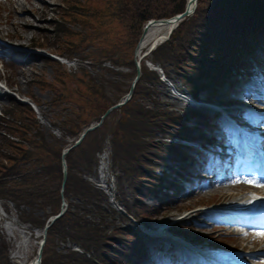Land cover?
Returning <instances> with one entry per match:
<instances>
[{
  "label": "trees",
  "instance_id": "16d2710c",
  "mask_svg": "<svg viewBox=\"0 0 264 264\" xmlns=\"http://www.w3.org/2000/svg\"><path fill=\"white\" fill-rule=\"evenodd\" d=\"M103 1V8L93 14L100 19L124 23L128 31L122 42L108 41L101 48H94L97 56L93 64L101 68L104 59L118 68L106 70L118 78L116 82L105 83L102 77L96 81L88 75L85 80L76 79L84 87L79 88L78 96L87 107L78 104L72 107L68 104L70 95L59 91L60 101L53 103L55 107L60 106L62 100L66 101L62 109L55 112L58 139L54 136L50 139L51 136L42 133L28 105L15 101L10 108L0 111V200L14 205L20 223L38 230L60 212L62 197L67 202L64 215L47 231L42 264H137L147 258L140 229L131 228L126 222H131V216L132 219L143 216L141 197L146 191L156 195L157 184L161 186L163 178L155 177L153 167L169 166L171 158H162L159 152L167 151L177 159L181 170V162L186 160V148L181 139L195 132L190 126L191 120L204 121L205 115L190 108L179 112L163 108L158 100L159 75L150 70L145 61L164 69L166 78L173 74L197 99L204 85L215 83L212 72L220 68L221 75H244L240 65L249 60L255 62L252 56L256 50H264V0H198L195 12L178 24L168 41L157 46L141 62V76L129 102L112 111L100 127L89 132L80 145L66 155L67 179L62 188V151L128 93L136 75L134 50L144 24L179 14L187 3V0ZM73 9L69 15L82 19L93 11L87 9L86 12L75 4ZM59 31L58 28V34ZM216 54H225L226 63L220 66L218 59L209 58ZM233 55L238 59L232 64L240 61L239 66H232ZM59 56L68 57L67 54ZM47 63L58 68V79L64 82L68 77L65 67L56 60L48 59ZM71 76L78 75L72 73ZM29 137L32 139L28 140ZM107 142L112 150L113 168L119 172L114 198L124 204V213L109 207L105 193L85 178L93 174L97 155ZM128 196L132 198L130 203ZM154 209L146 212L153 213ZM171 231L193 242L199 237L188 228H171ZM67 245L76 246L81 252ZM59 246H63L60 252L56 250ZM8 249L9 245L0 238V264H11Z\"/></svg>",
  "mask_w": 264,
  "mask_h": 264
},
{
  "label": "rangeland",
  "instance_id": "374dc122",
  "mask_svg": "<svg viewBox=\"0 0 264 264\" xmlns=\"http://www.w3.org/2000/svg\"><path fill=\"white\" fill-rule=\"evenodd\" d=\"M20 2L28 5L27 9H25L24 16L28 15L27 20L29 25H31L30 28H26L24 21L20 20V13L16 14L13 18L9 17L7 19L10 8L17 6ZM29 2H33V5H29ZM74 4L80 8L83 7L86 12H88L87 9L93 10L92 14H85L83 19L69 15L71 11L74 10ZM103 5V0H0V39L10 44L13 43L14 46H17L20 50L18 59L15 56H12L14 60H12L11 57L0 56L2 61L10 62H0V93L3 91L6 94L0 96V111L6 107L10 108L15 101L22 104L23 101L32 103L31 100H33L38 105L36 106L38 113L35 111L33 112L39 121L42 133H44L46 137L51 136L50 139H52L53 136L58 139L60 138V133L58 128L54 125V122L57 121V109H62L63 103L66 101L62 100L61 105L55 107L53 103H58L60 101V96L58 95L59 91L63 92V94L70 95L71 99L68 100V104L72 107L76 104L86 106L85 103H81L78 96L79 88L83 89L84 87L76 79L80 81L85 80V76L88 75L96 81L102 77L105 83L112 81L111 84H114L116 82L118 78L109 74L106 70L116 71L118 68L104 59L101 68L93 64V59L97 56L94 48H101V46L106 45L108 41L112 44L120 43L126 38L128 31L124 23L100 19L99 16L93 14V12L101 10ZM58 28L60 30L59 34ZM63 28L66 30L63 31ZM163 28H152L155 31L150 29L147 33L148 36L146 35L147 38L145 36L138 46L140 35L135 47L137 53H140L139 56L148 52L155 39L166 37L167 28H164L165 30H163ZM8 39H11V41ZM143 43L145 44L143 45ZM142 45L143 48H141ZM33 46L36 48H33ZM74 46H77V48ZM29 53H36V55H28ZM66 54L68 57L59 56ZM49 56L59 59L60 62H58L65 67L68 77L65 78L64 82H60L58 79V68L52 66V63H47L48 59L54 60ZM224 56L225 54H216L209 55V58L218 59L217 61L220 62L219 65L222 66L223 62L226 63ZM254 58L257 61L254 71L255 76L248 77L243 82L233 83L232 78L234 75L232 77H230L229 74L221 75L222 71H220V68L212 72L215 83H208L202 87V92L197 95L199 101L196 103H198V105L180 99L178 95L186 96V88L173 74H171V77L167 78L165 83H161L160 86H157L160 92L158 97L160 105L163 108H172L177 112L188 108H197L201 109L203 112H211L214 109L202 106L204 104L206 105V101L208 100L210 106H214L215 108L223 105H230L231 107L233 106L230 110L235 113L238 111L237 108L246 109L253 114L260 113L264 111V53L258 51ZM230 59L232 64L238 57L233 55ZM21 61L24 62L21 63ZM143 61L144 60H142V63ZM245 63L241 64V62L238 61L236 64H232V66H239L241 64L240 67L244 70L247 66L244 65ZM155 68L161 69L158 66H155ZM163 70L161 69V71ZM72 73H76L78 76L72 77ZM51 85L54 88L51 87ZM123 89L125 90V87ZM119 95H122V92H120ZM125 96L126 94L124 97ZM198 123L191 120L190 126L193 127L195 132L197 129H200L199 133L208 137L209 134H207L208 132L206 133V131H208V127H210L212 123L210 122L206 125ZM219 129V126H217L216 130ZM31 139V137L28 138V140ZM159 154L162 155V158H171V160H169V165L174 166L169 167L171 170H168V172L170 174H172L173 171L175 172L178 168L179 161L173 156H170L167 151L161 150ZM4 162L6 163V161ZM98 163V171L95 172L94 169L92 175H86V180L108 196L109 207L118 212H126L124 204L117 198H114L117 175L119 172L113 168L112 156L108 149H105L98 156ZM189 164L190 163H188V165ZM166 167L168 166L164 164L155 165L153 167L155 177L162 176L163 182L164 178L166 181L169 179L166 178ZM236 170L237 168L234 169V171ZM184 171V173H182V171L180 172L181 175H184L179 177H184L183 179H186L185 174L189 173L190 170L186 168ZM197 175L199 176V172ZM101 176L105 183L100 182L99 178ZM176 179L178 183H180L181 179L178 177ZM220 183L222 185L219 192H216L218 186L214 185L213 188L198 189L194 194L188 196H184V193H178L177 191L172 192L171 188L166 186L165 183L163 186L166 187V191H162V193H166L165 196L162 194L152 195L150 191H146L145 195L141 197L142 206H140V210L143 216H138V218L135 217L133 220L142 223V227L151 231H155L154 229L160 226L162 227V230H160L161 235L159 236L152 237L145 232L144 234H139L140 236H144L141 240L148 248L152 245H161L162 251L148 252L150 259L138 262L137 264H171L169 260L173 252H176L180 256L184 255V258L188 259L190 262H194L197 259V256L188 250V248L181 246L171 239L168 234V226H170V224L173 229L188 228L190 232L194 231V233H198L201 237L194 239H197L196 242L200 241V248H211L212 246L209 245H213V247L217 246L219 249L226 252V254L223 255L225 259H229L230 256L243 254V251L245 252L246 250L242 251L241 249L246 247L247 253H256L258 249L255 246L264 244V239L258 240L256 245L252 243L248 244L250 238L257 234L256 232L254 234L248 232V235L245 237L237 238L235 237L237 234L236 232L230 234V232L218 228L223 224L222 220L221 223L219 220L217 222V218H211V213L204 215L202 212V209H205L204 207H196L198 204H210L214 202L221 204L233 203L231 199H221V197L222 194L225 193L231 194L230 189H232L234 185L228 182L220 181ZM122 185H124L123 187L125 189L127 188L125 181L122 182ZM157 185L158 187L156 190L161 187L159 184ZM157 193L160 192L158 191ZM162 197H166V199H158ZM127 200L128 203L132 202L131 196H128ZM153 208H155L153 213L146 212ZM0 212L3 215L0 219V238L9 245V261L11 264H21L23 262V264H29L36 258V243L39 241L37 233H39V231L34 232L36 229L32 228L30 225L20 223L18 219V210H16L11 202H6L4 204V202L0 200ZM34 215L36 216L37 214ZM210 218L211 220H209ZM6 220H12L15 226L23 230L29 236V238H27L29 241L27 248L25 250L22 249L20 252L24 256L23 262L18 259L20 253H17V244L20 240L25 238H22V233H19L18 238L12 240L4 226V221ZM126 224L131 228H136L132 222H126ZM225 227L228 228L227 226ZM234 229L241 234L244 232L239 226ZM62 249L63 246H59L56 250L60 252ZM165 250H168V252ZM256 258L261 259L262 257L257 255Z\"/></svg>",
  "mask_w": 264,
  "mask_h": 264
},
{
  "label": "bare ground",
  "instance_id": "6f19581e",
  "mask_svg": "<svg viewBox=\"0 0 264 264\" xmlns=\"http://www.w3.org/2000/svg\"><path fill=\"white\" fill-rule=\"evenodd\" d=\"M37 1H41V0H37ZM28 4L29 5H33V2H29ZM27 7H28L27 4H23L21 2L18 3L17 6L11 7L10 8V12L7 15V19L9 17L13 18V17H15L16 14L20 13V15H19L20 20L24 21V24H25L26 28H30L31 25H29L28 20H27V16L28 15L24 16V12H25V9H27ZM164 28H167V26L165 25ZM164 28H163V30H165ZM152 30L155 31L154 29H152ZM147 36H146V38H147ZM144 44L145 43H143V45ZM143 45L141 46V48H143ZM17 52H19V50ZM30 54L36 55V53H29L28 55H30ZM17 57H19V55ZM22 62H24V61H21V63ZM4 95H6V94L3 91H1L0 96H4ZM186 97L189 98V96L187 94H186ZM238 111H240L242 113V115L244 117H247L248 119H252V117H254V114H250L246 110H238ZM37 113H38V110H37ZM257 129L260 130L262 133H264V129L262 128V126H258ZM244 135H245V133L241 131L238 135H236L235 141L239 142V138L241 137L243 139ZM97 171H98V169H97ZM99 180H100L101 183H105L102 176L99 178ZM165 181L166 180L164 178V182L162 181V185H161L160 189L158 190L160 193H157V194H162V195L165 196V193L164 194L162 193V189L164 188L163 184L164 183L166 184ZM221 182H228L229 184L234 185L232 187V189H230L231 194L225 193V194H222V197H221V199H227V198L231 199V201L233 202L231 204H247V205H249L251 203H256V202H261V201L264 203V181L260 180L259 181V185H257L256 183L247 184L240 178V176H237V174H235V175H232V176L226 178L225 180H221ZM221 185L222 184L220 182H217L215 184V186H218L217 189H216V192H219ZM208 187H210V186H208ZM202 212L204 213V215L209 214L208 211H202ZM201 215H203V214H201ZM2 216L3 215L0 212V219L2 218ZM220 219L222 220L223 224L220 225L218 228H221L222 230H226V231L230 232V234H233L234 232H236L237 234H236L235 237H237V238H239V237L243 238L246 235H248V232H251V230H245L242 234L240 232H237L234 228L239 226V224L234 222L233 219L229 216L228 213L222 214ZM4 223H5L4 226L7 229V233L11 237L12 240L14 238H18L19 233H22L21 237L25 238L23 240H20V242L17 244V247H18V252L17 253H20L22 251V249L25 250L27 248V246H28L27 244L29 242L27 240V238H29L28 234H26L23 230H21L20 228L15 226V224H13L12 220H9V221L6 220V221H4ZM225 226H227L228 228H226ZM239 227H241V226H239ZM161 228H162L161 226L158 227L157 229L155 228L154 229L155 231H153V233H156L158 229L161 230ZM255 232L257 234H255L254 236H252L250 238V242L248 244L252 243V244L256 245V242L258 240H263L264 239V231L256 230ZM40 235H41V232L37 233L38 239L41 238ZM143 237L144 236H141L142 239H143ZM36 247H38L37 244H36ZM255 247H257L259 252L264 251V244L260 245V246L256 245ZM211 248H216V246H214V247L212 246ZM251 249H253V248H251ZM221 250L222 249H219L218 250L219 252L218 251L215 252L212 256H214L216 258H219L220 257L219 254H224V252H225L224 250H222V251ZM241 250H247V247L246 248H242ZM246 252H248V251H246ZM240 255L241 254L230 256L229 259H228V263H234V262H238V261H243V262H245V264H250L251 262H255V263H258V264H264V258L258 259V258H256V256L255 257L254 256L246 257V256H240ZM18 256H19L18 259L21 262H23L22 260L24 259V256L21 253ZM263 256H264V254H263ZM244 258H245V260H244ZM23 263H21V264H23ZM29 264H36L35 263V258Z\"/></svg>",
  "mask_w": 264,
  "mask_h": 264
},
{
  "label": "water",
  "instance_id": "95a60500",
  "mask_svg": "<svg viewBox=\"0 0 264 264\" xmlns=\"http://www.w3.org/2000/svg\"><path fill=\"white\" fill-rule=\"evenodd\" d=\"M196 5H197V0H188L186 7L184 9V11L180 14H177L171 18L168 19H160V20H150L148 21L143 29H142V34L140 37V40L138 42V46L140 44V42L144 39V37L147 35L148 31L152 28H156V27H165V25L167 26V32H166V37L164 38H158L155 39L153 41V43L151 44L150 49L148 50V52H146L144 55L139 56L135 59V69H136V76L131 84V87L129 89L128 94L118 103H116L115 105L111 106L109 109L106 110V112L103 114V116L101 117L100 121L96 124L90 125L88 128H86L83 133L80 135V137L75 141L74 144H72L71 146L65 148L62 151V156H61V166H62V186H64L65 182H66V178H67V164L65 161V156L68 154L69 151H71L72 149L76 148L77 146L80 145V143L82 142V140L84 139V137L91 131L97 129L98 127L101 126V124L103 123L104 119L114 110H117L119 108H121L122 106H124L131 98L134 87L136 82L138 81V79L140 78L141 75V60L142 58L148 56L150 54V52L152 50H154L158 45H160L161 43L165 42L166 40L169 39L171 33L174 31V29L177 27L178 23L181 22L182 20H184L185 18L191 16L194 11L196 10ZM135 56H138L137 50H135ZM66 208H67V204L65 202L64 199H62V208L60 210V212L55 215L52 216L48 219L47 224L45 225L44 229H43V233H42V239L38 244V249H37V254H36V258H35V263L36 264H41V259H42V254H43V248L44 245L46 243V236H47V230L49 229V227L58 219H60L64 213L66 212ZM145 233H150L147 230H143Z\"/></svg>",
  "mask_w": 264,
  "mask_h": 264
},
{
  "label": "snow or ice",
  "instance_id": "6c2138e0",
  "mask_svg": "<svg viewBox=\"0 0 264 264\" xmlns=\"http://www.w3.org/2000/svg\"><path fill=\"white\" fill-rule=\"evenodd\" d=\"M251 182V181H250Z\"/></svg>",
  "mask_w": 264,
  "mask_h": 264
}]
</instances>
